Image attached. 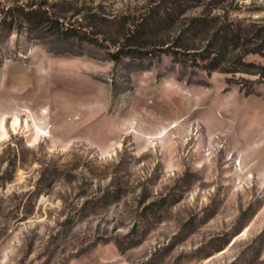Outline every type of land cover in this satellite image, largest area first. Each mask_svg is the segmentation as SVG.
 <instances>
[{"label": "rangeland", "instance_id": "obj_1", "mask_svg": "<svg viewBox=\"0 0 264 264\" xmlns=\"http://www.w3.org/2000/svg\"><path fill=\"white\" fill-rule=\"evenodd\" d=\"M262 25L264 0H0V264H264V82L226 71L264 65Z\"/></svg>", "mask_w": 264, "mask_h": 264}, {"label": "trees", "instance_id": "obj_2", "mask_svg": "<svg viewBox=\"0 0 264 264\" xmlns=\"http://www.w3.org/2000/svg\"><path fill=\"white\" fill-rule=\"evenodd\" d=\"M36 11L34 10H30L27 12V14L30 16V18L32 19L33 18V14ZM41 16V15H40ZM59 30H61L60 28H58ZM257 37L259 38L257 43L260 47H257L254 51L255 52H260L264 55V26H259L258 29H257ZM239 39L236 40L235 44L237 47H239ZM231 40L229 37H226V38H223L222 39V44H221V48H223L224 50L227 49L228 45L230 44ZM130 54V51H124V49H118L117 51H114V52H111V57L115 60H118L120 59L122 56L124 55H128ZM227 56V55H226ZM224 56V57H226ZM235 62H238L242 65H245V67H238L237 65L234 66V67H231V69L229 70H226V71H239V70H243V71H247V72H253V70L249 69L248 67L249 66H253V67H257L261 70L259 71H256L259 75H260V79L262 82H264V65H258V64H255V63H252V62H246V61H243L242 59H239ZM234 62V63H235ZM236 64V63H235Z\"/></svg>", "mask_w": 264, "mask_h": 264}]
</instances>
